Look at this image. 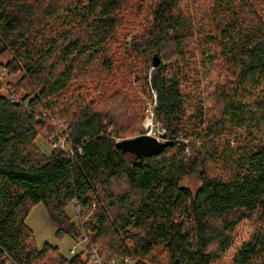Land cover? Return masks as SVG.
Returning <instances> with one entry per match:
<instances>
[{"label":"trees","instance_id":"obj_1","mask_svg":"<svg viewBox=\"0 0 264 264\" xmlns=\"http://www.w3.org/2000/svg\"><path fill=\"white\" fill-rule=\"evenodd\" d=\"M145 1L149 24L129 42L118 29L138 0H0V56L23 74L0 82V264H88L37 245L27 217L39 203L58 237L136 264H264V6ZM199 58L216 73L210 106L196 99ZM137 61L146 80L153 68L155 114L174 141L142 159L117 147L144 134ZM54 114L72 153L36 144ZM186 176L199 187L183 186Z\"/></svg>","mask_w":264,"mask_h":264},{"label":"rangeland","instance_id":"obj_2","mask_svg":"<svg viewBox=\"0 0 264 264\" xmlns=\"http://www.w3.org/2000/svg\"><path fill=\"white\" fill-rule=\"evenodd\" d=\"M138 5L136 11L133 12V15H127L121 18L122 25L119 30V37L125 38L127 41H132L134 34H136L137 30L141 27L142 23L144 26L149 24V20L146 18L148 16V5L145 0H138ZM143 1V2H141ZM256 4H261L264 6V1L260 0L259 2L255 1ZM260 12L264 15V8L259 7ZM126 9L124 10L125 14ZM130 13V12H129ZM142 14L140 17H134V14ZM134 17L135 19L133 20ZM150 18V15H149ZM137 22H134L136 21ZM143 26V27H144ZM148 26V25H147ZM146 26V28H147ZM141 27V28H143ZM144 28L142 32L146 29ZM12 58L11 53H6L0 56V82L2 85L7 88L10 83H17L21 80L23 74L22 72L18 74H9L7 67L5 64ZM201 59H198L197 68L200 71V85L202 89V96H197L196 99L202 101L205 106H210V98L209 93L214 87L216 73L212 71L211 63L213 60L208 61L205 65L201 66ZM138 63V61H137ZM90 68L101 69V65L99 61L92 63ZM215 70V68H213ZM153 68L149 67V76L146 80L142 78L145 75L144 69H142L141 65L138 63V67H134V73L130 78V84L134 88L136 97L139 101L137 105L136 114H140V122L139 125L143 130L144 134H150L152 136L159 137V134L164 132L165 128L163 126L162 121H160L155 114V106L157 95L155 90L150 85V75ZM141 78V80L139 79ZM90 91L96 93L94 91V86L90 85ZM90 92V93H92ZM21 94H24V91L21 89ZM67 125L64 120H61L58 115L54 114L51 116V126L43 132L37 139L36 144L40 148L42 152L45 154H49L53 149L61 148V144L64 142L67 144ZM68 145V144H67ZM65 145V147H67ZM183 186H186L192 190H195L199 187L200 182L195 176H186L181 181ZM67 212L71 217L72 221H75L78 225H80V217L78 215L76 205L71 204L67 208ZM27 224L29 228L34 232L36 236L37 245L42 247L45 243H49L54 246H58L61 252L65 256H74L80 252H83V258L88 260V264H95L94 261L89 257L88 248L86 247V239L85 237H79L77 240H74L72 237L65 235L63 237H58L55 233V227L49 220L48 212L46 207L39 203L35 205L31 210L27 217ZM244 231V228H242ZM244 233V232H243ZM247 231L244 233L246 236ZM85 239V241H84ZM99 250L104 254L108 252L109 255H112L110 251L103 249L102 245H98ZM75 249V253L71 252V249ZM117 257H122L116 255ZM133 258V257H132ZM137 259L133 258L129 264H136ZM216 264H231L229 261L225 262H216Z\"/></svg>","mask_w":264,"mask_h":264},{"label":"water","instance_id":"obj_3","mask_svg":"<svg viewBox=\"0 0 264 264\" xmlns=\"http://www.w3.org/2000/svg\"><path fill=\"white\" fill-rule=\"evenodd\" d=\"M160 63L159 57H154L153 65ZM174 141L168 137L167 133L159 134V137L150 134H142L136 137L126 138L117 142V147L123 152L136 155L138 158L157 156L164 150L172 146Z\"/></svg>","mask_w":264,"mask_h":264},{"label":"built area","instance_id":"obj_4","mask_svg":"<svg viewBox=\"0 0 264 264\" xmlns=\"http://www.w3.org/2000/svg\"><path fill=\"white\" fill-rule=\"evenodd\" d=\"M163 133V132H162ZM161 134V133H160ZM65 145H67L66 143H62L61 144V148L65 149L67 152L72 153V149L67 145V147H65ZM77 207V211H78V215L80 217V223H83V218H81V210L78 206ZM85 241V239H84ZM72 253H75V249H71ZM88 254L89 257L94 261L95 264H129V262H131V260L133 259L131 256H125V257H117L116 255H109L108 252L106 253H102L99 248H89L88 249Z\"/></svg>","mask_w":264,"mask_h":264}]
</instances>
